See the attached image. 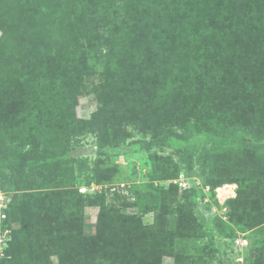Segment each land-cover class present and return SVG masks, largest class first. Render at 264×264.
Listing matches in <instances>:
<instances>
[{
  "label": "trees",
  "instance_id": "trees-1",
  "mask_svg": "<svg viewBox=\"0 0 264 264\" xmlns=\"http://www.w3.org/2000/svg\"><path fill=\"white\" fill-rule=\"evenodd\" d=\"M200 1L93 0L97 9L87 17L94 34L99 31L94 38L77 31L76 19L78 14L85 17L83 9L89 0H0V191L7 196L1 231L17 225L11 229L8 256L22 250L23 233L32 235L30 229L46 223L47 216L41 212L79 207L75 191L68 188L74 168L73 140L95 131L100 137L112 118L124 125L120 133L130 126L150 135L140 145L149 151L151 179L175 177L181 170L187 176L198 175L215 203L217 187L237 184L235 195L224 201L227 220L196 213L205 195L197 185L183 189L186 201L180 206L172 205L177 186L169 189L170 198L151 183L126 185L114 192L141 213L157 211L151 230L145 226L139 233L153 234L154 254L165 243L163 236H169L180 244L188 242L199 260L221 251L222 263L230 264L226 242L237 237L238 231L249 233L254 243H264V0H239L232 14L229 10L223 14L225 8H206ZM193 8L197 14L192 20L199 26L187 31L193 23ZM96 48L102 61L94 57ZM166 50H180L187 65L173 61L163 74L160 67L168 62ZM157 58L167 61L156 64ZM99 61L113 104L110 114L97 112L83 120L75 114L74 88L96 71L90 63ZM153 71L161 78L155 93L147 96L144 92L151 87ZM179 79L201 96L222 98L229 115L226 124L222 125L225 113L220 111L195 125L196 129L182 126L190 128V134L174 135L175 120L170 115L187 98ZM113 129L119 128L109 125L107 131ZM213 143L226 149L215 151ZM167 146L176 152L189 148L187 158L177 164L168 155L152 151ZM54 163L57 168L52 170ZM102 169L99 164L93 168L97 181L114 179L116 171ZM130 195L133 201H128ZM104 197L98 195L100 202ZM167 198L171 212L176 213L173 225L170 220L159 221ZM202 206L210 209V203ZM46 254L42 264H52L50 253ZM62 258L60 254L58 264ZM260 258L264 264L262 254ZM0 264H14L13 258H0ZM246 264H255L251 254L246 255Z\"/></svg>",
  "mask_w": 264,
  "mask_h": 264
},
{
  "label": "rangeland",
  "instance_id": "rangeland-1",
  "mask_svg": "<svg viewBox=\"0 0 264 264\" xmlns=\"http://www.w3.org/2000/svg\"><path fill=\"white\" fill-rule=\"evenodd\" d=\"M62 1L73 3L77 0ZM237 1L239 0H218L213 4L210 0H202L200 4L209 9L212 6L214 9L217 7L220 10L225 8L222 11L223 14L227 13L228 10L232 14L235 12V8L239 7ZM96 9L97 5H95V2L89 0L88 6L83 9L85 17L83 18L82 14H78L76 23H80V25L76 23L75 25H77V31L80 34L92 35L94 38L98 36L99 31L94 34V27L90 24V18H88L95 13ZM196 14L197 11L194 9L191 12L190 20L193 23H189L190 27L187 31H192L199 26L198 22L192 20ZM1 33L2 31L0 29V36ZM82 43L86 46V41ZM96 50L97 48L94 49V57H100L102 61L103 55L99 54V50L97 52ZM168 51V62L163 67H160L163 74L169 71L168 66H170L171 62L176 60L182 61L183 58L179 52L180 50L172 53H170L172 50H166V53ZM252 54L257 58L259 56L257 51L252 52ZM183 55H186L185 50H183ZM155 60L156 64L167 61L162 59L157 61L158 58ZM101 61L98 63L91 62V66L96 71L86 76L80 87L74 88L73 86L75 92V114L80 119L89 120L97 112L106 115L110 114L113 100L110 99L109 84H105V72L103 71L102 63H100ZM182 63L184 67L187 65L185 60ZM151 77V87H144V94L147 96L155 93L153 91L157 89L155 88L156 84L161 78L156 71L152 72ZM179 81L180 89L183 85L187 98L185 102L181 100L178 104L180 109L172 112L170 115V118L175 120L171 124V130L174 135L181 137L187 133L190 134V128L196 129L195 125H201L209 117H216V114L220 111L225 113L222 119V125L226 124V121L229 120V115L227 113L228 111L224 108V100L222 98L220 100H214L213 97L211 99L207 95L201 96L193 87H185L183 79H179ZM112 120V123H109V125H115V128H119V132L116 129L107 131L109 129L108 125L100 137L97 131H95L86 133L81 137H76L73 140L70 158L74 161V164H72L74 168L71 167L73 174L68 188L75 191L74 202L79 207L69 208V210L55 209L50 214L41 212L43 216H47L46 223L30 229L32 235L29 231L28 233H23L22 240H19L23 246L22 250L20 252L17 250L12 255H9L13 258V263L42 264L45 261L44 257L47 255L46 253H50L49 260L52 264L59 263L60 254L64 257L62 258V264H223L222 260L224 257L221 255V251L211 258L207 257V259L202 258L199 260L193 256V250L188 248V242L183 241L180 244L171 240L169 236H163L165 237V243H161L157 247L155 256L154 247L156 240L151 238L153 234L144 237L139 233L141 231L140 229L143 231L147 229L144 228L145 226H149L148 228L151 230L157 211L152 210L147 213H141L137 207L127 205V200L124 197H117L114 192H120L121 188L126 185L134 184L138 186L151 183L154 187L162 188L168 192L170 198L171 194L169 193V189L177 186L178 192L172 205L180 206L181 203L186 201L182 191H184L183 189L189 188L181 185L182 178L192 177L191 180L195 181V185L205 193L204 198L196 205V213L201 216L205 214V218L212 219L218 216L223 220H227V207L224 201L235 195L237 184H228L230 186H224V184L220 186L224 187L225 192L223 196L218 195L217 187L216 198L218 203H215L208 194L209 186L205 185L204 179L198 175L187 176L181 170L175 177L169 176L163 179H151L152 163L149 151L142 149L140 145L141 142L149 140L150 135L133 130L130 126L126 130L133 131L131 136L127 134V131L120 133L124 125L117 119L112 118ZM188 124L190 128L182 127ZM241 144L239 143V145ZM211 146L215 151L226 149V146L215 145V143ZM229 146L234 148L230 143ZM188 149L186 148L181 152H176L173 147L167 146L154 148L152 151H157L160 155H168L171 157V161L180 164L181 160L187 158ZM95 164H99L103 168L102 171H116L114 179H111L108 183L97 181L94 177L95 173L93 172ZM51 166L53 170L57 164L54 163ZM191 183L194 182L191 181ZM56 187L61 188L60 186ZM122 192L127 196L128 192L124 188ZM100 194H105L101 202L100 198H98ZM9 198L11 201L12 193ZM133 200L132 196L128 199V201ZM167 200L163 211L159 213V221L164 223L166 220H170L171 225H173L176 213L171 212V201L168 198ZM206 203H210V209L202 206V204ZM4 214L5 217L3 220L6 218V213ZM10 225V227H6L0 233L1 259L9 258L6 251L10 247L9 240L12 238L11 229L17 227L13 223ZM45 226L49 230L46 229L44 232ZM1 228H3V221ZM5 230H7L6 238H3L1 234ZM237 235H244L247 238L248 246L245 249V254H251L255 264H260L259 258L261 254L264 260V243H254L247 232L238 231ZM142 244H145L147 248L142 247ZM201 244H204V242ZM181 251L183 252L182 254ZM182 257H187V259L182 260Z\"/></svg>",
  "mask_w": 264,
  "mask_h": 264
},
{
  "label": "built area",
  "instance_id": "built-area-1",
  "mask_svg": "<svg viewBox=\"0 0 264 264\" xmlns=\"http://www.w3.org/2000/svg\"><path fill=\"white\" fill-rule=\"evenodd\" d=\"M194 182V183H191ZM194 180H189L186 178H182L181 185L184 187H190L195 185ZM208 189V188H207ZM6 195L2 191H0V231H1V224L3 218L5 217L4 209L6 208ZM1 233V232H0ZM7 230H5L1 237L6 238ZM248 246V240L244 235H238L234 239L228 240L226 242L228 257L230 258V264H246V254L245 249Z\"/></svg>",
  "mask_w": 264,
  "mask_h": 264
},
{
  "label": "bare ground",
  "instance_id": "bare-ground-1",
  "mask_svg": "<svg viewBox=\"0 0 264 264\" xmlns=\"http://www.w3.org/2000/svg\"><path fill=\"white\" fill-rule=\"evenodd\" d=\"M224 187H218V195L219 196H223V193H224Z\"/></svg>",
  "mask_w": 264,
  "mask_h": 264
},
{
  "label": "crops",
  "instance_id": "crops-1",
  "mask_svg": "<svg viewBox=\"0 0 264 264\" xmlns=\"http://www.w3.org/2000/svg\"><path fill=\"white\" fill-rule=\"evenodd\" d=\"M226 185H228V184H225L224 186H226ZM228 186H230V185H228ZM235 194V193H234Z\"/></svg>",
  "mask_w": 264,
  "mask_h": 264
}]
</instances>
